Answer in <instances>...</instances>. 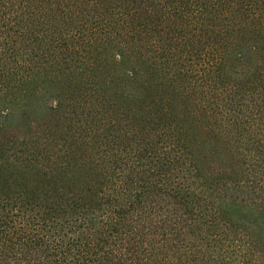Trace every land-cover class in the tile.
<instances>
[{
	"label": "trees",
	"instance_id": "16d2710c",
	"mask_svg": "<svg viewBox=\"0 0 264 264\" xmlns=\"http://www.w3.org/2000/svg\"><path fill=\"white\" fill-rule=\"evenodd\" d=\"M0 264H264V0H0Z\"/></svg>",
	"mask_w": 264,
	"mask_h": 264
},
{
	"label": "rangeland",
	"instance_id": "374dc122",
	"mask_svg": "<svg viewBox=\"0 0 264 264\" xmlns=\"http://www.w3.org/2000/svg\"><path fill=\"white\" fill-rule=\"evenodd\" d=\"M200 138V140L201 141H203V137L202 136H200L199 137ZM212 146H215V145H213L212 143H210ZM210 145V146H211ZM197 150L198 151H200V153H204V152H208L207 151V147H206V145L203 147V146H198V148H197ZM212 160H213V165L214 164H217V165H221V162L223 161V160H225L226 159V155H224L223 153L222 154H220V155H218V156H215V158H211Z\"/></svg>",
	"mask_w": 264,
	"mask_h": 264
}]
</instances>
